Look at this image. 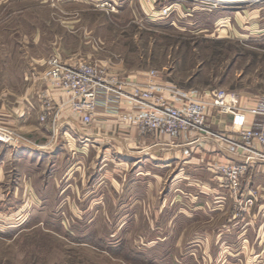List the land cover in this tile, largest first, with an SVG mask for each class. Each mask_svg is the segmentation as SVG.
Here are the masks:
<instances>
[{
  "label": "rangeland",
  "instance_id": "374dc122",
  "mask_svg": "<svg viewBox=\"0 0 264 264\" xmlns=\"http://www.w3.org/2000/svg\"><path fill=\"white\" fill-rule=\"evenodd\" d=\"M6 2L0 3V97L8 109L26 111L29 98L40 99L46 60L55 53L202 94L219 87L248 99L264 96V0ZM38 83L40 90H32ZM0 123L31 140L18 147L0 142L10 181L36 168L32 182L45 199L0 198V264H264V242L253 231L256 201L246 207L229 196L226 209L210 212L204 195L189 216L166 191L177 169L164 172L160 187L154 177L141 181L129 166L113 182L100 181L109 166L102 168L97 152L85 149L78 160L68 153L67 165L55 170L49 162L16 165L52 141ZM187 146L182 153L191 155ZM180 203L187 209L186 200Z\"/></svg>",
  "mask_w": 264,
  "mask_h": 264
},
{
  "label": "crops",
  "instance_id": "0c3cea01",
  "mask_svg": "<svg viewBox=\"0 0 264 264\" xmlns=\"http://www.w3.org/2000/svg\"><path fill=\"white\" fill-rule=\"evenodd\" d=\"M6 1L0 0V3L4 5L7 3ZM63 1L67 2L68 0ZM35 86L32 90H40V83L35 84ZM45 86V88H41V92L38 94L39 100L33 96V101L29 98L25 102V105L28 106L26 111L20 109V105L12 106L9 109L4 107L6 98L0 97V121L12 122L29 131L34 138L45 140L46 144L49 137V141H52L46 150H33L32 153L20 157L19 162H17L19 157H16V165L24 162H44L51 163L50 169L55 170L59 163L67 165L68 153L74 154L78 160L79 152L84 151L83 149L96 151L97 156L100 157L101 167L109 166L96 177L100 181L108 179V181L113 182V178L118 176L121 168L125 169L129 166L135 169L134 171L141 181L147 180V183L154 177L156 186L159 185L160 187L163 186L164 172L175 168L177 171L172 176L166 191L168 190L167 194H176V200L181 199L177 202L178 210L187 211L189 216L193 215L192 213L202 207L201 203L205 202V197L202 198L204 195L209 196L207 202L211 207L209 208L210 212L226 209L227 203L231 199L228 193L218 185L217 174L212 169L210 170L208 165L214 161L224 162L228 159L241 161V155L229 151L224 144L214 139L209 141L201 139L199 144H193L190 147L193 153L185 155L182 153V150L188 147L185 141L194 137V133L180 135L177 138L158 137L155 134L139 137L133 127L119 125L117 111H106L101 106L98 107L92 122L88 125H82L80 116L74 114L68 105H64L58 112L57 124L54 127L51 122V115L58 105L66 100V96L62 92L52 93L49 86ZM46 102H49L53 108L51 114L45 120L40 121L39 116L43 112ZM128 108L126 103H121L120 110ZM207 119L210 128L213 130L226 132L231 128L232 116L230 114L214 112ZM79 137L83 138L86 143L83 144L82 142L79 146ZM1 144L0 198L11 203L16 200H45L43 196L38 194L39 189L35 187V182H32L37 176L36 168L25 172L20 170L16 178L10 181L11 178H9L6 168L8 159L2 153ZM262 149L264 151V148ZM49 172H46L48 176ZM241 188L243 191L250 188L257 192L256 205L253 208V219L256 222L252 220L253 223H256L257 230L255 227L253 231H257L259 242H264V160L249 165L246 177L241 182ZM183 193L186 194L184 197ZM182 200L187 201V209L183 208L184 204L180 203Z\"/></svg>",
  "mask_w": 264,
  "mask_h": 264
},
{
  "label": "built area",
  "instance_id": "2783aa9c",
  "mask_svg": "<svg viewBox=\"0 0 264 264\" xmlns=\"http://www.w3.org/2000/svg\"><path fill=\"white\" fill-rule=\"evenodd\" d=\"M148 75L155 76V72ZM44 77L52 93L62 92L66 96L51 115L54 127L64 105L80 116L82 125L90 124L101 106L106 111H117L119 125L134 127L139 137L155 134L177 138L194 133L185 143L190 147L201 139H214L242 156L241 161L228 159L210 164L220 185L235 204L250 207L256 201V190L244 192L241 182L250 164L264 160V96L248 99L235 90L219 87L202 94L197 89L174 86L153 77L146 80L123 77L93 62H67L57 53L47 58ZM122 102L129 108L120 110ZM52 108L46 102L40 119L45 120ZM214 112L232 116L229 130L216 132L210 128L207 118ZM0 142L18 147L29 146L31 140L0 123ZM40 146L36 145L35 149Z\"/></svg>",
  "mask_w": 264,
  "mask_h": 264
},
{
  "label": "bare ground",
  "instance_id": "6f19581e",
  "mask_svg": "<svg viewBox=\"0 0 264 264\" xmlns=\"http://www.w3.org/2000/svg\"><path fill=\"white\" fill-rule=\"evenodd\" d=\"M226 114H227V113H226ZM210 115H212V114H210ZM210 115H209V116H210ZM209 116H208V117H209ZM212 130H213V129H212ZM214 131H216V132H220V131H217V130H214Z\"/></svg>",
  "mask_w": 264,
  "mask_h": 264
}]
</instances>
